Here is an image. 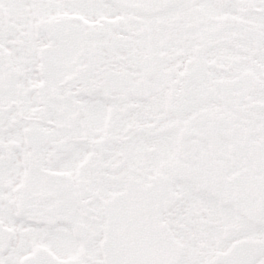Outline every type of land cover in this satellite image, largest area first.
Here are the masks:
<instances>
[{
    "label": "snow or ice",
    "instance_id": "snow-or-ice-1",
    "mask_svg": "<svg viewBox=\"0 0 264 264\" xmlns=\"http://www.w3.org/2000/svg\"><path fill=\"white\" fill-rule=\"evenodd\" d=\"M0 264H264V0H0Z\"/></svg>",
    "mask_w": 264,
    "mask_h": 264
}]
</instances>
